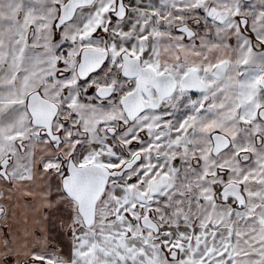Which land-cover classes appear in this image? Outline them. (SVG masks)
Here are the masks:
<instances>
[{
	"label": "snow or ice",
	"instance_id": "1",
	"mask_svg": "<svg viewBox=\"0 0 264 264\" xmlns=\"http://www.w3.org/2000/svg\"><path fill=\"white\" fill-rule=\"evenodd\" d=\"M0 264H264V0H0Z\"/></svg>",
	"mask_w": 264,
	"mask_h": 264
}]
</instances>
